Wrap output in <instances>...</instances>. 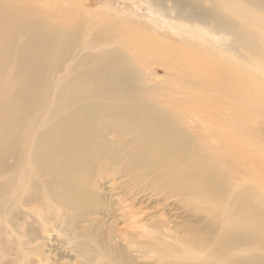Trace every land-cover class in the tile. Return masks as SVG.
<instances>
[{
	"label": "bare ground",
	"instance_id": "obj_1",
	"mask_svg": "<svg viewBox=\"0 0 264 264\" xmlns=\"http://www.w3.org/2000/svg\"><path fill=\"white\" fill-rule=\"evenodd\" d=\"M49 1L0 0V264H264L252 128L196 65L264 66L262 2Z\"/></svg>",
	"mask_w": 264,
	"mask_h": 264
},
{
	"label": "rangeland",
	"instance_id": "obj_2",
	"mask_svg": "<svg viewBox=\"0 0 264 264\" xmlns=\"http://www.w3.org/2000/svg\"><path fill=\"white\" fill-rule=\"evenodd\" d=\"M46 0H41V2H45ZM49 1V0H47ZM60 1H69V3H72L71 1H78L81 2L82 0H60ZM98 0H83V6L86 8H89L94 3H97ZM128 1H132V4H136L137 6L141 7V4L138 0H120L119 8L121 11H129L133 15H137V12L135 11L132 6H124ZM262 2V5L264 6V0H260ZM50 2V1H49ZM111 3V2H109ZM169 6L170 3L166 2ZM54 3L51 2V5ZM76 4V3H75ZM153 5V3H152ZM55 6V4H54ZM161 6V4H160ZM142 8V7H141ZM155 14L161 15V16H167V12L162 10V8L154 7L150 8ZM145 17V14H142V18ZM175 21L178 22V25L174 28L179 29L183 28L180 26L182 24L181 19L176 18ZM180 30V29H179ZM197 34H194L191 32V40H192V46L190 49L187 50L189 54L195 52H201L200 49L195 45L198 41L195 37ZM196 39V40H195ZM206 46V45H204ZM203 57L200 59L198 58L197 66L203 65L204 69V78L206 83L205 92L202 94H199L200 92H194L193 94H199L202 97L203 103L209 104H216L214 102H220V105L222 106V103H230L231 105H235V115H237L242 120H245V122H242V125L248 124L252 128V132L254 134V143L256 147V153L255 156L257 158V162H255L256 169H264V162L260 159L261 156H264V66H259V68L253 72H248L241 70L239 67H235V64H232L228 61H223L219 57L213 56L212 53L208 50H202ZM196 66V67H197ZM214 66H216V69L218 68V71L214 69ZM187 69V68H186ZM220 69V70H219ZM178 71V74L182 75V78H178L177 80L181 82V84L185 85L186 87L191 88L192 85L190 82H193V74L190 73L186 74L185 72L188 70H184L182 72L181 68H176ZM158 70L155 72V74L158 77L163 76V71ZM218 72V73H217ZM179 77V76H178ZM218 79L215 82L221 81L223 85L225 86L224 89H221L219 92L216 90H212L211 86L212 83H215L213 80ZM184 81V82H183ZM237 88V89H236ZM240 88V90L238 89ZM201 100V98H200ZM238 103L237 105L235 104ZM215 106V105H214ZM192 108L195 109H201L195 105H192ZM214 108V107H212ZM230 111V110H227ZM226 111V113H228ZM260 155V157H259ZM259 157V158H258ZM264 174V173H263ZM264 178L257 177L256 181L259 183H263L264 185ZM264 187V186H263Z\"/></svg>",
	"mask_w": 264,
	"mask_h": 264
}]
</instances>
